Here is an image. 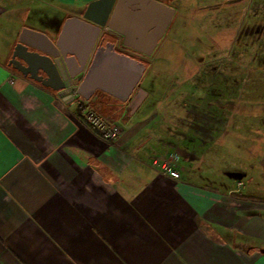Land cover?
<instances>
[{
	"label": "crops",
	"instance_id": "obj_1",
	"mask_svg": "<svg viewBox=\"0 0 264 264\" xmlns=\"http://www.w3.org/2000/svg\"><path fill=\"white\" fill-rule=\"evenodd\" d=\"M175 14L168 0H0V264H264V157L225 189L154 164L143 55ZM35 32L69 51L77 96L42 57L26 61L46 55L34 42L51 49ZM110 44L128 59H111ZM98 54V80L84 86ZM106 65L115 94L100 85ZM93 107L118 125L115 138L85 122Z\"/></svg>",
	"mask_w": 264,
	"mask_h": 264
},
{
	"label": "rangeland",
	"instance_id": "obj_2",
	"mask_svg": "<svg viewBox=\"0 0 264 264\" xmlns=\"http://www.w3.org/2000/svg\"><path fill=\"white\" fill-rule=\"evenodd\" d=\"M168 1L171 32L143 55L154 164L229 188L264 157V0Z\"/></svg>",
	"mask_w": 264,
	"mask_h": 264
},
{
	"label": "water",
	"instance_id": "obj_3",
	"mask_svg": "<svg viewBox=\"0 0 264 264\" xmlns=\"http://www.w3.org/2000/svg\"><path fill=\"white\" fill-rule=\"evenodd\" d=\"M28 31V30H25ZM99 32V30H98ZM37 35H42L41 37L47 40L48 37L45 34H41L39 32H35ZM44 36V37H43ZM23 41V38H22ZM25 41V40H24ZM47 42V41H46ZM96 42V39L93 38V40L91 42H89L88 44H85V46L83 47L82 53L79 54L78 59L82 65V68L80 70L83 71L89 58L90 55L92 53V49L94 47V44ZM49 43L51 44V49H47L44 48L43 46H41L38 42H34L32 43V46L36 47L37 49L43 50L46 52V55H40L38 52H29V59H26V61L28 62V64L30 66H32V58L31 56L38 55L40 57H42L43 61V66L45 71L48 73V75L50 76H56L58 77L62 82H63V86L62 88H74L76 87V82L74 81V78L76 77V74H69L68 73V63L70 61L69 59V51H67V49L64 48V46H62L60 43H54L53 41L49 40ZM20 45L26 49H28L27 45H24L23 43H20ZM108 52L111 55V59L117 58V59H128L127 56H123L120 55L118 53H116L113 49V45L110 44L108 46ZM148 54H150L151 52H147ZM16 56V55H15ZM101 55L98 54L96 55L95 59L93 60L88 73L85 77V81H84V86H92L95 85L94 81L97 79L98 80V72L100 70V68L102 67V60H101ZM146 69V65L141 62L139 65V74L138 77L135 79L134 83H133V89L139 84L141 78L144 75ZM103 70H105V75L99 77V81L101 79V83L100 85L104 88H106V90L110 93H116L118 91L117 85L115 84V82H113L111 79H113L112 77V68L110 66L103 67Z\"/></svg>",
	"mask_w": 264,
	"mask_h": 264
},
{
	"label": "built area",
	"instance_id": "obj_4",
	"mask_svg": "<svg viewBox=\"0 0 264 264\" xmlns=\"http://www.w3.org/2000/svg\"><path fill=\"white\" fill-rule=\"evenodd\" d=\"M74 96L78 95L76 87H72ZM145 97L143 91H139L137 97L131 100L130 108H134L142 101ZM83 118L85 122L90 126V128L96 132L101 133L105 138L112 139L116 137L118 131V125L114 122L107 121L98 111L93 108H88L83 113ZM166 167V166H165ZM171 174L178 177L179 173L171 168H168Z\"/></svg>",
	"mask_w": 264,
	"mask_h": 264
},
{
	"label": "flooded vegetation",
	"instance_id": "obj_5",
	"mask_svg": "<svg viewBox=\"0 0 264 264\" xmlns=\"http://www.w3.org/2000/svg\"><path fill=\"white\" fill-rule=\"evenodd\" d=\"M72 72H73V70H72V68L70 67L69 63H68V73H69V74H73ZM78 77H79V75H76V77L74 78V81H75L76 83H77Z\"/></svg>",
	"mask_w": 264,
	"mask_h": 264
}]
</instances>
